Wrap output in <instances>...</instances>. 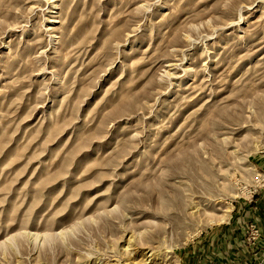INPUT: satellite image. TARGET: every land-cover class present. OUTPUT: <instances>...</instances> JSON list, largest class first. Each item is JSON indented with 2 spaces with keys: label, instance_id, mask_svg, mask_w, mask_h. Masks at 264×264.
Instances as JSON below:
<instances>
[{
  "label": "rangeland",
  "instance_id": "1",
  "mask_svg": "<svg viewBox=\"0 0 264 264\" xmlns=\"http://www.w3.org/2000/svg\"><path fill=\"white\" fill-rule=\"evenodd\" d=\"M262 177L264 0H0V264H257Z\"/></svg>",
  "mask_w": 264,
  "mask_h": 264
},
{
  "label": "built area",
  "instance_id": "2",
  "mask_svg": "<svg viewBox=\"0 0 264 264\" xmlns=\"http://www.w3.org/2000/svg\"><path fill=\"white\" fill-rule=\"evenodd\" d=\"M260 188H264V179L260 183ZM261 190V189H260ZM264 238L262 237L261 231L257 224L252 223L246 229V239L245 244H248L249 248H252L254 251V259L257 258V264H264ZM263 249L262 251H260ZM252 250V251H253ZM259 252L261 254H259Z\"/></svg>",
  "mask_w": 264,
  "mask_h": 264
},
{
  "label": "crops",
  "instance_id": "3",
  "mask_svg": "<svg viewBox=\"0 0 264 264\" xmlns=\"http://www.w3.org/2000/svg\"><path fill=\"white\" fill-rule=\"evenodd\" d=\"M248 213L250 215V218L251 220L250 221H253V223H256L261 231V234H262V237L264 238V211H262V208L261 210H248ZM244 242V241H243ZM264 243V241H263ZM242 249H241V252L245 251L243 250V244L241 243V246ZM245 253V252H243ZM243 258V257H242ZM239 258L237 261L233 260H229V261H224L223 264H241L240 261L242 262V260H244L245 264H246V259L245 258ZM233 262V263H232ZM249 264H251V262H249Z\"/></svg>",
  "mask_w": 264,
  "mask_h": 264
},
{
  "label": "bare ground",
  "instance_id": "4",
  "mask_svg": "<svg viewBox=\"0 0 264 264\" xmlns=\"http://www.w3.org/2000/svg\"><path fill=\"white\" fill-rule=\"evenodd\" d=\"M220 219V218H219ZM135 251V250H134ZM147 251V250H146ZM131 253V252H130ZM143 260H144V264H146V262L147 261H150L151 262V260H152V254L150 253V251H147L146 253H144V255H143ZM138 263V262H137ZM140 263V262H139ZM141 263H143V262H141ZM106 264H111V262L109 263V261H108V263H106ZM120 264V263H119ZM129 264H131V263H129ZM134 264V263H133ZM136 264V263H135Z\"/></svg>",
  "mask_w": 264,
  "mask_h": 264
}]
</instances>
